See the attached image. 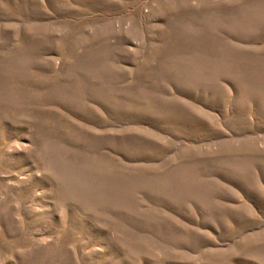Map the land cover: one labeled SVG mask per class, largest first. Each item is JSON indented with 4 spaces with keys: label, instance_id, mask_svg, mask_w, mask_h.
Instances as JSON below:
<instances>
[{
    "label": "rangeland",
    "instance_id": "1",
    "mask_svg": "<svg viewBox=\"0 0 264 264\" xmlns=\"http://www.w3.org/2000/svg\"><path fill=\"white\" fill-rule=\"evenodd\" d=\"M0 264H264V0H0Z\"/></svg>",
    "mask_w": 264,
    "mask_h": 264
}]
</instances>
